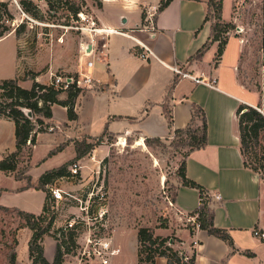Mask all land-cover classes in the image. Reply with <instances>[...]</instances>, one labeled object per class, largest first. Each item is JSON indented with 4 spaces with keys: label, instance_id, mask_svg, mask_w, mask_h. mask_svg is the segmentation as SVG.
Masks as SVG:
<instances>
[{
    "label": "crops",
    "instance_id": "0c3cea01",
    "mask_svg": "<svg viewBox=\"0 0 264 264\" xmlns=\"http://www.w3.org/2000/svg\"><path fill=\"white\" fill-rule=\"evenodd\" d=\"M100 1L101 7L94 10L97 23L122 29L124 33L103 36L99 43L87 44L94 52L83 59L94 60L92 74L99 88L77 98L76 119H69L67 107L52 106L53 116L47 121L56 131L39 133L30 156L22 157L16 170H0V206L40 215L46 192L27 187L28 180L18 179L17 174L24 171V175L31 177V183L38 185L46 171L76 156V140L99 137L106 125L108 132L122 141L169 138L174 129L187 126L192 116L191 104L196 102L207 115L208 143L204 148L189 152L187 176L208 190L215 223L229 230L237 251L233 253L226 242L198 225L193 227V233L185 227L172 231L183 244L196 249L198 264H223L224 260L227 264H264V238L254 234V229L264 232V179L244 163L236 114L242 103L255 108L262 104L264 70L259 85H247L241 80L245 44L240 32L228 37L216 66L212 63L219 49L218 40L213 41L202 60L188 61L210 38L212 22L206 21L210 0H171L162 11L159 7L163 0ZM240 3V0H223L222 3V18L237 24V28L243 27L233 16L235 5ZM175 65L195 76H205L212 85L177 76ZM25 73L6 72L0 80L16 78L25 88H31L35 81L50 83L42 80L39 72L27 78ZM175 76L179 82L169 100L174 116L173 127H170L162 104L167 86ZM67 97L65 91L60 94L61 100ZM104 140L96 149L105 153L109 145ZM44 141L46 148L38 156ZM16 149L15 122L0 116V160ZM62 154L68 157L57 165L50 164ZM176 185L177 199L173 204L181 214L189 216L199 206V190L183 186L179 180ZM50 186L52 184L46 185L47 189ZM191 218L196 224V218ZM32 234L25 224L19 226L16 264L31 263L28 243ZM42 245L46 258L52 262L57 240L45 235ZM21 249L23 254H20ZM164 261L167 262L161 258L158 264Z\"/></svg>",
    "mask_w": 264,
    "mask_h": 264
},
{
    "label": "rangeland",
    "instance_id": "374dc122",
    "mask_svg": "<svg viewBox=\"0 0 264 264\" xmlns=\"http://www.w3.org/2000/svg\"><path fill=\"white\" fill-rule=\"evenodd\" d=\"M23 1L0 0L7 3L13 15L10 22L12 28L23 26L19 32L13 30L0 37V77L6 75V72H26L25 78L35 77V73L39 72L43 75L42 80L51 82L55 74H77L79 70L76 68H84L88 61L83 59V56L86 57L84 48L89 43H99L104 36L93 28L102 26L94 18V10L101 7V1L51 0L49 4L47 0H27L33 2L31 11ZM240 2L235 5L233 16L236 20L238 18L243 27L237 28V24L225 21L222 11L218 17L217 10L214 12L212 9L209 19L213 24H229L227 27H219L215 32V38L221 40L219 46L230 35L240 32L245 44L240 78L247 85H259L260 74L264 70V0ZM75 9H78L77 13H74ZM6 23L7 17L4 14L0 20V31ZM219 59L218 51L213 67ZM98 88L99 85L92 89L97 91ZM87 91L89 89L83 93ZM2 92L0 89V100H5ZM24 110L32 117L30 109ZM36 128H39L37 124ZM46 130L55 132L56 127H48ZM104 139L109 145L107 152L96 149L100 145L97 144L80 158L82 168L75 178L71 177V167L80 159H68L64 164L69 174L52 182V186L65 191L64 199L56 201L49 191L48 210L41 222L45 225L54 217L51 233L57 243L62 245V264H101L104 253H100V247L107 240L121 249L118 255L113 256L111 264H138V227H153L167 220L171 229H156V235L174 238H178L172 231L174 228L185 227L191 230L196 227L193 219L181 214L172 201L179 180L178 168L189 150L179 145V136L173 133L152 147L146 143L145 146H139L138 140L127 142L124 139L125 143L122 144V139L116 137L109 140L105 136ZM33 148L34 145H27L24 154L32 152ZM45 148L44 141L37 155L41 156ZM254 150L264 154V134L260 145ZM67 157L68 154H62L53 158L50 164L57 165ZM252 157L250 152L248 161L257 167L264 179L263 162H253ZM25 222L24 216L16 210H0V264H9L10 254H17L18 228ZM175 246L188 255L193 252L189 244L176 241ZM20 254H23L22 249Z\"/></svg>",
    "mask_w": 264,
    "mask_h": 264
},
{
    "label": "trees",
    "instance_id": "16d2710c",
    "mask_svg": "<svg viewBox=\"0 0 264 264\" xmlns=\"http://www.w3.org/2000/svg\"><path fill=\"white\" fill-rule=\"evenodd\" d=\"M31 1V0H30ZM171 0H163L159 11H162ZM51 4V0H47ZM223 0H210L208 3V12L206 15V21H211L209 19V14L212 9L214 12L217 10L218 17L222 11ZM23 4L27 7L29 11L33 10L30 6L33 5V2H28L27 0L23 1ZM2 7H5L2 9ZM35 10V9H34ZM78 9L73 10L74 13H77ZM216 13V14H217ZM6 14L7 23L4 26V29L0 31V37H3L7 33L15 30L19 32V25L17 28H12L10 22L13 20L12 13L7 8L6 2H0V20L2 16ZM263 17H264V8H263ZM220 22V21H219ZM229 24L224 22L218 24H211V35L208 41L194 54L189 58V62L194 60H202L206 52L211 47L213 41L219 40V45L221 40L215 38V32L220 28L227 27ZM23 27V26H22ZM234 27V25L232 26ZM231 28V27H230ZM227 31V29H224ZM228 41V38L224 40L223 45L219 46L220 57L223 54L224 47ZM262 49L264 50V26H263V38H262ZM179 82V78L175 76L171 83L167 86V95L164 100L163 111L167 118V121L170 127H173V110L169 103L170 98L172 97V92L176 85ZM0 89L3 90L2 96L5 100H0V116L11 118L16 125V151L9 153L2 160H0V170L4 171H14L17 169L18 164L21 161V157L26 156L25 149L28 145V140H31L32 145H36L37 137L39 133L47 132L46 128L51 127V122L47 121L53 116L52 106L54 104H60L68 109L69 119L73 120L77 118V113L75 112L76 101L79 95L81 94V88L76 85L70 86L68 89L63 90L56 88L51 84H44L38 81H35L31 88H25L19 84L18 79H3L0 80ZM67 92V99L61 100L60 94L62 92ZM262 104L259 105L258 110L248 104H241L237 109V117L239 121V134L241 140V152L244 157V163L246 166L252 168L254 171L259 172L257 167L253 166L248 161V154L251 152L253 154V162H263L262 166L264 168V154H260L257 150L254 149L260 145L262 139V134H264V81L262 87ZM192 107V116L190 122L184 128L174 129L173 133L180 137V146L188 147L189 150L185 155L184 160L180 163L178 168V179L181 185L196 188L200 193V203L199 206L189 213L190 217L196 218V226L198 225L200 229L206 230L208 234L214 235L222 239L226 244L231 248V251L234 253L237 251L232 235L229 230L226 228L218 227L215 223V211L209 205L210 196L208 190L197 183L196 181L190 179L187 176V157L189 152L204 148L208 143V119L205 110L202 106L193 102ZM25 108L32 111V117H29ZM36 124L39 128H36ZM108 136V139L111 140L112 133L108 132V125H106L104 133L99 137H84L82 140H76V156L75 159H80L89 153L97 144H101L104 140V137ZM91 139L89 141L88 139ZM162 138L160 137H146L145 143L152 147L154 144H159ZM95 141H98L95 143ZM53 153L50 152V155ZM31 152L27 154L30 156ZM69 172L67 171V165L63 164L58 168H54L46 171L40 178L38 185H33L31 183V177L24 175V171L17 174L18 179L26 178L28 180L27 187H34L36 189H41L46 192V202L44 205L43 212L40 215L34 213L25 212L23 210L15 209L18 213L24 216L26 222L25 225L29 227L32 231V237L29 240V254L31 258L30 264H62L63 261V252L62 245L57 243L55 257L52 262H50L45 254L42 241L45 235H54L51 233L54 217H51L47 224H42L43 215L48 210V199L50 197L49 190L46 185L52 184L57 178L67 176ZM177 189L178 185L175 186V191L173 194L172 201L176 202L177 199ZM9 210V208L1 207L0 210ZM169 227L167 220L162 221L157 226H140L137 229V239H138V261L139 264H158L159 259L165 258L167 264H198L197 251L193 248L191 255H188L184 250L175 246V242L182 243L183 240L180 238H174L171 236L163 237L156 235V229H166ZM193 228L191 232L193 233ZM17 254L13 252L9 256V264H16ZM223 264H227L224 260Z\"/></svg>",
    "mask_w": 264,
    "mask_h": 264
},
{
    "label": "built area",
    "instance_id": "2783aa9c",
    "mask_svg": "<svg viewBox=\"0 0 264 264\" xmlns=\"http://www.w3.org/2000/svg\"><path fill=\"white\" fill-rule=\"evenodd\" d=\"M93 25H95V21L93 22ZM95 31H98L99 34L104 36H109L116 33H124L122 29L118 28H110L101 26L98 28L93 27ZM85 56L90 57V55L94 52V50L91 48L89 49L88 46L84 48ZM94 67V60H88L85 64V67L79 70L77 74H71V75H54L50 84L53 85L56 88H60L63 90L68 89L72 85H76L77 87L81 88V94L84 92L85 89H89V91H95V86L98 85V81L93 77L92 74V68ZM175 73L177 76H180L181 78H191L196 83H207L212 85V83L209 81L208 78L205 76H195L187 71H184L181 66L175 65L173 67ZM91 89V90H90ZM258 110H262L258 107ZM28 145H31V140H28ZM82 168L81 160H78L74 162V164L71 167V177L75 178L77 174L79 173V170ZM49 191L52 195V197L56 201H61L64 199V193L65 191L62 188L56 187V186H50ZM219 198V196H217ZM255 236H259L261 238H264V232H260L257 229H254ZM121 252V249L119 247H115L112 244L111 240H107L101 244L100 247V253H104V255L101 257V264H111L112 258L115 255H118Z\"/></svg>",
    "mask_w": 264,
    "mask_h": 264
},
{
    "label": "bare ground",
    "instance_id": "6f19581e",
    "mask_svg": "<svg viewBox=\"0 0 264 264\" xmlns=\"http://www.w3.org/2000/svg\"><path fill=\"white\" fill-rule=\"evenodd\" d=\"M121 143L123 144V143H125V142L122 141ZM137 145H139V146H145L146 144H145V142H144L143 140H139V141L137 142Z\"/></svg>",
    "mask_w": 264,
    "mask_h": 264
},
{
    "label": "water",
    "instance_id": "95a60500",
    "mask_svg": "<svg viewBox=\"0 0 264 264\" xmlns=\"http://www.w3.org/2000/svg\"><path fill=\"white\" fill-rule=\"evenodd\" d=\"M90 48V47H89Z\"/></svg>",
    "mask_w": 264,
    "mask_h": 264
}]
</instances>
